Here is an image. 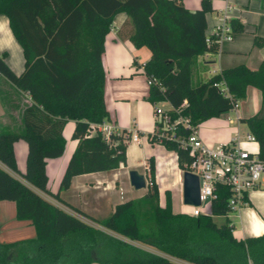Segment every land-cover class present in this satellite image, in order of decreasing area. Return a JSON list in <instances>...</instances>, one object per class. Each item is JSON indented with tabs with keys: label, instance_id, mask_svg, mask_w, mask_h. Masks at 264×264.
<instances>
[{
	"label": "trees",
	"instance_id": "trees-1",
	"mask_svg": "<svg viewBox=\"0 0 264 264\" xmlns=\"http://www.w3.org/2000/svg\"><path fill=\"white\" fill-rule=\"evenodd\" d=\"M212 9V0H201L195 10L182 0H0V12L8 17L24 56V68L16 74L4 60L6 51L1 52L0 75L30 97L20 107V125L0 130V199H13L16 216L30 219L36 230L34 237L0 241V264H178L105 229L191 264H264V233L245 237L234 233L227 216L231 212L228 185H217L209 213L174 211L170 189L165 205L160 203L154 155L148 159L147 192L117 203L107 214H90L60 195L74 175L127 164L130 132L122 129L106 137L96 129L110 118L103 52L120 11L128 15L121 34L152 52L144 63L151 79L147 99L153 104L170 102L172 118L188 116L198 127L233 109L249 86L261 90L259 111L241 120L259 140L264 157V57L258 68L238 63L193 82L197 57L219 47L206 33L207 12ZM229 22L234 31L245 29L240 18ZM262 43L264 37L255 34L254 44ZM219 81L225 82L227 91L216 85ZM5 97L0 92L3 102ZM68 119L75 122L71 137L77 144L53 192L47 185L46 161L62 154L66 141L62 128ZM161 126L156 120L151 141L176 151L179 167L187 169L191 156L181 137L191 128L179 124L163 132ZM20 138L27 143L23 171L14 152V142ZM215 215L227 217L219 223Z\"/></svg>",
	"mask_w": 264,
	"mask_h": 264
},
{
	"label": "crops",
	"instance_id": "crops-1",
	"mask_svg": "<svg viewBox=\"0 0 264 264\" xmlns=\"http://www.w3.org/2000/svg\"><path fill=\"white\" fill-rule=\"evenodd\" d=\"M192 10L201 7V0H182ZM213 9L207 12L206 33L209 40L218 42L217 51H206L197 57L193 66L192 77L197 80H206L223 68L238 63H245L251 68H258L264 57V43L254 44L255 34L264 37V0H212ZM240 18L245 25L243 31H234L231 39H216L217 26L222 20ZM128 20L125 11L118 12L113 20L111 30L105 39L103 52V66L106 73L105 100L110 113L107 122L114 124L117 131L127 129L130 138L127 141V164L101 171H92L74 175L70 186L60 191L63 199L74 206L90 213L102 214L103 201H108L107 213L112 211L116 204L128 198H122L120 188L130 192V197H140L147 192V187L133 188L130 180V170L140 169L146 174L149 171V157L155 156L156 180L160 184V203L165 205L166 190L171 174L179 168V179L183 171L177 161L172 164L170 154L177 153L167 149L158 141H151L149 133L156 127L155 104L147 99L149 82L144 70V63L151 57V49L147 45L136 46L130 38L121 34V29ZM230 23V22H229ZM6 51L4 60L16 73L24 68V56L20 43L15 38L8 17L0 12V53ZM202 62L204 64H202ZM0 92L5 94V102L0 98V130L16 129L20 125V107L30 102L26 92H21L2 75H0ZM165 103V104H164ZM262 104V92L256 86H249L247 94L240 99L235 109V116L223 114L208 118L198 125L200 136L209 141H227L236 132L242 130L243 117L259 111ZM159 105L169 107L168 101ZM74 120L68 119L62 134L65 137V146L61 155L50 157L46 161L48 188L55 192L59 188L61 176L68 159L74 150L77 139L72 138ZM94 129L92 130V132ZM139 138L134 139L133 133ZM243 134V133H241ZM14 152L18 169H25L27 143L20 138L14 142ZM177 180V181H178ZM162 185V186H161ZM120 186V187H119ZM137 189V190H133ZM52 202L68 209L52 196L43 193ZM114 200V202H112ZM111 202V206H110ZM183 211V210H181ZM234 225V233L238 237L260 235L264 233V178L259 186L249 192L248 203L231 211L227 215ZM226 216V217H227ZM215 218V216H214ZM36 230L30 219H20L16 216V203L13 199H0V241H12L34 237ZM100 264V263H91ZM182 264V263H180Z\"/></svg>",
	"mask_w": 264,
	"mask_h": 264
},
{
	"label": "built area",
	"instance_id": "built-area-1",
	"mask_svg": "<svg viewBox=\"0 0 264 264\" xmlns=\"http://www.w3.org/2000/svg\"><path fill=\"white\" fill-rule=\"evenodd\" d=\"M215 34L217 40L231 39L233 36L231 24L223 19L217 26ZM148 82L150 84L151 79L148 78ZM216 85L222 91H227L224 81L216 82ZM161 102L155 104V117L162 122L163 132L165 129L176 128L179 124L191 128L187 136L181 137L182 146L188 149L191 156V161L184 170L198 174L201 204L205 200L211 202L218 195L216 191L218 184L230 187L228 204L231 211L247 204L249 192L259 186L264 178V157L260 154L259 140L255 134L251 131L244 134L236 132L227 141L205 140L200 136L198 127L192 123L190 117L180 115L172 118L168 112L171 104L169 107H163L159 105ZM238 106L239 101L234 104L233 109ZM96 129L106 137L117 131L114 124L107 121L96 125ZM132 137L138 139L139 135L135 132ZM201 204L192 205L189 213L193 215L204 213Z\"/></svg>",
	"mask_w": 264,
	"mask_h": 264
},
{
	"label": "rangeland",
	"instance_id": "rangeland-1",
	"mask_svg": "<svg viewBox=\"0 0 264 264\" xmlns=\"http://www.w3.org/2000/svg\"><path fill=\"white\" fill-rule=\"evenodd\" d=\"M202 64H204L203 62H202ZM196 76V75H195ZM195 76H194V78H193V82L194 83H196L197 82V80L195 79ZM200 81V80H199ZM239 103H240V100H239ZM165 104V103H164ZM227 115H229V116H235V109H231V110H229V111H227V112H225V114H223L222 115V117L223 118H225ZM242 125V130H241V133H246V132H248L247 131V128H246V125H244V124H241ZM170 158H171V161H173L172 162V164H176L177 165V157H176V154L175 153H171L170 154ZM142 168H140L139 169V171H142L141 170ZM175 170L177 171V172H175V173H172L171 175V179L169 180V185L168 186H170V193H171V197H172V207H173V210L174 211H181V210H183V211H188V212H190L191 210H192V205L191 204H186V203H184V201H183V171L181 172V179L180 180H178L179 179V168L176 166V168H175ZM178 180V181H177ZM149 182H150V175L149 174H147V187H148V184H149ZM158 185L160 186V184L158 183ZM162 186V185H161ZM120 187V186H119ZM133 188H135V187H133ZM133 190H137V189H133ZM120 195H122L121 197L124 199H126V198H132V197H130L131 196V194H130V192H128V191H126V189H123V188H120ZM112 202H114V200L112 201ZM101 204L104 206V210H103V213L102 214H93V215H104V214H107V211H108V208H109V203H108V201H103L102 200V202H101ZM113 204V203H112ZM111 204V202H110V206L112 205ZM210 206H211V202H210V200H205V201H203V203L201 204V209H202V211L204 212V213H209L210 212ZM215 220L217 221V222H219V223H221V222H223V221H225L226 220V215H215ZM96 226H99L98 224H95ZM107 232H109V233H111V234H114V235H116V236H119V237H121V238H123V239H125V240H127V241H129V242H132V243H134V244H137V245H140V246H142V247H144V248H147V249H150V250H154V252H156V253H159V254H161V255H163V256H167L170 260H172V261H174L175 263H178V264H180V263H182V264H191V263H189V262H186V261H183V260H180V259H177V258H174V257H171V256H168V255H166L165 253H163V252H160V250H158L157 248H155L154 246H152V245H150V244H147V243H145V242H142V241H138V240H132V239H130V238H128V237H125V236H123V235H120V234H118V233H116V232H114V231H111V230H109V229H105Z\"/></svg>",
	"mask_w": 264,
	"mask_h": 264
},
{
	"label": "water",
	"instance_id": "water-1",
	"mask_svg": "<svg viewBox=\"0 0 264 264\" xmlns=\"http://www.w3.org/2000/svg\"><path fill=\"white\" fill-rule=\"evenodd\" d=\"M129 173L131 183L135 188L147 187V177L145 173L135 168L131 169ZM183 201L191 205L201 204L199 176L190 170L183 171Z\"/></svg>",
	"mask_w": 264,
	"mask_h": 264
}]
</instances>
